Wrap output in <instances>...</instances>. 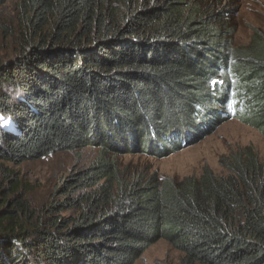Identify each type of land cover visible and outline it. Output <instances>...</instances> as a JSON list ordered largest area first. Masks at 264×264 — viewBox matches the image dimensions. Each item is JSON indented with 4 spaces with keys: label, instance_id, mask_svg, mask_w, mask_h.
<instances>
[{
    "label": "trees",
    "instance_id": "16d2710c",
    "mask_svg": "<svg viewBox=\"0 0 264 264\" xmlns=\"http://www.w3.org/2000/svg\"><path fill=\"white\" fill-rule=\"evenodd\" d=\"M16 1L17 47L0 62V264H134L159 241L179 264H264L251 148L180 181H121L113 159L170 156L230 120L264 138V33L231 47L202 0ZM87 147L98 157L40 211L3 165Z\"/></svg>",
    "mask_w": 264,
    "mask_h": 264
},
{
    "label": "rangeland",
    "instance_id": "374dc122",
    "mask_svg": "<svg viewBox=\"0 0 264 264\" xmlns=\"http://www.w3.org/2000/svg\"><path fill=\"white\" fill-rule=\"evenodd\" d=\"M201 4L204 13H223L227 25L232 29L233 48L247 46L253 30L264 33V0H202ZM16 9V0H8L0 7V62L12 61L14 58L17 47ZM244 148H251L259 160L264 162V138L252 128L230 120L210 134L201 136L195 144L187 145L170 156L156 157L125 152L113 156V159L121 181L129 182L139 177L146 179L153 175L158 179L180 181L185 177H198L204 167H208L216 175L223 174L218 164L219 159ZM98 154L97 149L87 147L77 151L58 152L18 166L3 165L10 174H14L19 190L25 194L26 199L40 211L51 201L56 188L60 187L66 177L87 168ZM0 184L3 189H7L8 183L1 176ZM180 258L178 251L165 241H159L150 246L134 264H179Z\"/></svg>",
    "mask_w": 264,
    "mask_h": 264
},
{
    "label": "bare ground",
    "instance_id": "6f19581e",
    "mask_svg": "<svg viewBox=\"0 0 264 264\" xmlns=\"http://www.w3.org/2000/svg\"><path fill=\"white\" fill-rule=\"evenodd\" d=\"M5 125H6V126H5ZM5 125H4V126H5L4 128H6V129H8V130L11 129V125H10L8 122H6Z\"/></svg>",
    "mask_w": 264,
    "mask_h": 264
},
{
    "label": "water",
    "instance_id": "95a60500",
    "mask_svg": "<svg viewBox=\"0 0 264 264\" xmlns=\"http://www.w3.org/2000/svg\"><path fill=\"white\" fill-rule=\"evenodd\" d=\"M8 122V121H7Z\"/></svg>",
    "mask_w": 264,
    "mask_h": 264
}]
</instances>
